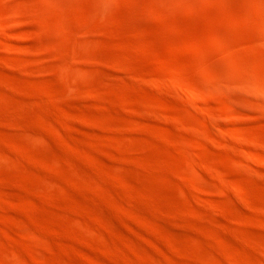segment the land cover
<instances>
[{"label": "rangeland", "instance_id": "374dc122", "mask_svg": "<svg viewBox=\"0 0 264 264\" xmlns=\"http://www.w3.org/2000/svg\"><path fill=\"white\" fill-rule=\"evenodd\" d=\"M0 21V264H264V97L242 88L264 0H0Z\"/></svg>", "mask_w": 264, "mask_h": 264}, {"label": "bare ground", "instance_id": "6f19581e", "mask_svg": "<svg viewBox=\"0 0 264 264\" xmlns=\"http://www.w3.org/2000/svg\"><path fill=\"white\" fill-rule=\"evenodd\" d=\"M5 25H4V22L3 21H0V35L3 36L4 38H6V34H5ZM201 73L202 75L205 77L206 79V82H208V77L211 78L213 72L210 71L209 69L206 68V66H203L201 68ZM67 76V75H66ZM70 77V75H69ZM213 79V78H212ZM215 81L216 80H220V76H217L214 78ZM74 80V79H73ZM72 80V81H73ZM71 81V82H72ZM213 83V82H212ZM234 84H237L235 82H233ZM155 85H157L160 89L162 90H170L168 88H178L177 90L179 91V88L182 91H184L186 93V95L188 94L189 98L191 97L192 99L191 100H194V99H200V97L204 96L205 95V91H203L202 89L201 90H198L188 79L186 78H181L179 76H176V75H172V74H169L168 75V78L165 80V81H156L155 82ZM206 85V84H205ZM225 85V84H224ZM216 87L221 88V83L218 82L216 83ZM226 87V86H225ZM212 88V87H211ZM222 88H224V86H222ZM231 88V87H230ZM237 88V87H236ZM242 88H244L246 90V92L251 95V96H255V97H264V81H261L259 83H257L256 85L254 86H243ZM214 89V88H213ZM235 89V88H234ZM173 90V89H172ZM175 90V89H174ZM177 90H175L177 92ZM211 91V90H210ZM218 91V90H217ZM223 92V91H222ZM179 93V92H178ZM183 93V94H185ZM188 98V97H187ZM201 100V99H200ZM199 101V100H198ZM192 102V101H191ZM199 104V103H197ZM197 104L194 102V105L193 103L190 104V105H193L194 107L197 106ZM193 106H192V109H193ZM197 108V107H195ZM195 108L193 110H195ZM191 110V109H190ZM196 111V110H195ZM194 111V112H195ZM200 110H197L196 112H198ZM193 112V113H194ZM204 112V111H203ZM202 112V113H203ZM207 113V112H206ZM195 114V113H194ZM201 113L199 112L198 115H200ZM197 115V114H196ZM205 115L204 113L200 116H203ZM207 115V116H206ZM205 117H208L209 115L206 114ZM210 117V116H209ZM204 118V116H203ZM212 118V117H211ZM209 119V118H208ZM207 120V118H206ZM208 122H211L212 123V119H209ZM189 132V138L185 141L187 142L188 144L192 143L194 144V146L196 145L197 148L198 146L201 147L203 145L206 144L207 142V139L205 140L203 138V136L198 132V129L195 128V126H189L188 128H186ZM244 135V134H243ZM242 134L239 135V138L242 142V144H246L244 142H246V140H248V137H245L243 136ZM254 141L258 144V145H255V146H260L258 148H262V150H264V143L258 138H253ZM248 142V141H247ZM254 143V142H253ZM188 144L187 145H182L181 146V151L183 152H187L188 150ZM241 144V145H242ZM248 144H246L247 146ZM253 145V144H252ZM195 146V147H196ZM193 148V147H192ZM244 155L246 158L248 159H252V161L255 163V164H258L259 161H258V158H257V155L248 149V147H245L244 145ZM189 151V150H188ZM193 154V153H192ZM191 152L189 154V157L187 156V158L190 160V164H192V166H194L196 169L203 171V172H206L210 175H213L215 176L221 183L222 186H226L227 188H229L228 186L230 185L229 181L227 180V178L224 176V174L222 172H219V170L217 169H213V167L211 168L210 166L206 165L205 163H203L202 161H200L199 159H197L195 156H192ZM186 155V154H185ZM191 166V165H190ZM192 168V167H191ZM204 174V173H203ZM205 175V174H204ZM195 177V176H194ZM182 178L183 179H187V177L185 175H182ZM190 180H194V179H191ZM201 180V179H200ZM198 180V181H200ZM214 180V179H213ZM197 181V182H198ZM200 183V182H199ZM223 188V187H222ZM221 188V189H222ZM226 188V189H227ZM230 188L231 185H230Z\"/></svg>", "mask_w": 264, "mask_h": 264}]
</instances>
